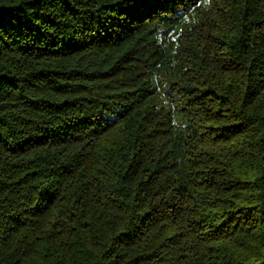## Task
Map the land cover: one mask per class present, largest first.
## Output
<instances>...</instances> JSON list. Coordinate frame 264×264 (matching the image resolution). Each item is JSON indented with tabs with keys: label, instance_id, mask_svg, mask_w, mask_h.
<instances>
[{
	"label": "trees",
	"instance_id": "16d2710c",
	"mask_svg": "<svg viewBox=\"0 0 264 264\" xmlns=\"http://www.w3.org/2000/svg\"><path fill=\"white\" fill-rule=\"evenodd\" d=\"M0 264H264V0H0Z\"/></svg>",
	"mask_w": 264,
	"mask_h": 264
}]
</instances>
